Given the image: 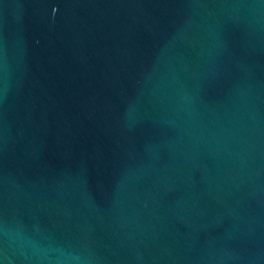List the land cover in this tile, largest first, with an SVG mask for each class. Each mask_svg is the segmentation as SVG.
Wrapping results in <instances>:
<instances>
[{
	"label": "water",
	"instance_id": "water-1",
	"mask_svg": "<svg viewBox=\"0 0 264 264\" xmlns=\"http://www.w3.org/2000/svg\"><path fill=\"white\" fill-rule=\"evenodd\" d=\"M0 264H264V0H0Z\"/></svg>",
	"mask_w": 264,
	"mask_h": 264
}]
</instances>
